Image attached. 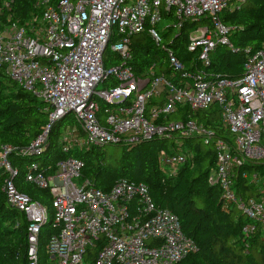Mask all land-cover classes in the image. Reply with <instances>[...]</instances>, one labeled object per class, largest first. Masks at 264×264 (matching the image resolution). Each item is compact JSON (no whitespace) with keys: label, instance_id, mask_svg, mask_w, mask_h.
<instances>
[{"label":"built area","instance_id":"2783aa9c","mask_svg":"<svg viewBox=\"0 0 264 264\" xmlns=\"http://www.w3.org/2000/svg\"><path fill=\"white\" fill-rule=\"evenodd\" d=\"M41 9L27 22L2 24V13L11 1L0 0V70L19 87L49 106L48 124L29 147L40 153L50 126L72 114L79 130L67 128L69 148L79 151L92 147L131 146L142 140L165 136H197L205 145L211 133L194 121H167L178 107L201 111L211 104L221 108V122L233 136L228 143L216 139L215 168L207 183L220 191L223 208H235L248 221L245 235L258 228L264 233V185L257 172L238 174L244 164L264 161V49L247 54L238 79L208 80L203 74L190 75L184 65L168 53V61L179 82L164 76L151 80L137 77L127 65L131 58V38L145 30L156 44V26L178 30L184 20H200L189 34L188 50L200 49L199 60L207 66L208 55L218 45L229 46V28L220 14L234 10L246 0H33ZM10 21L9 18H6ZM110 50L122 59L120 66L107 70L104 53ZM117 81L114 89L96 88L109 77ZM184 78V79H183ZM165 101L150 109L152 98ZM124 105L105 109L99 117L97 100ZM17 148L0 149V172L8 204L22 213L26 228L25 264H39V234L50 224L44 253L50 264H177L197 251L196 244L184 235L178 217L157 207L144 183L118 179L109 191H102L89 179L81 178L83 162L69 158L54 165L32 163L26 168L25 182L50 194L48 208L20 192L14 178L17 168L9 155ZM188 155L177 149L159 152L157 161L165 172L174 175L187 162ZM240 176L258 187L257 197L243 198L234 187ZM76 180V182H75ZM98 248L94 258L90 249Z\"/></svg>","mask_w":264,"mask_h":264},{"label":"trees","instance_id":"16d2710c","mask_svg":"<svg viewBox=\"0 0 264 264\" xmlns=\"http://www.w3.org/2000/svg\"><path fill=\"white\" fill-rule=\"evenodd\" d=\"M9 1L10 9L2 13L3 25L12 22L23 25L31 15L41 13L33 0ZM58 1L52 0L51 5ZM220 19L229 28L231 47L216 46L208 55L207 66L199 60V48L188 50L189 34L197 26L206 24L204 18L184 20L178 30L166 27L160 32L157 30L159 44L154 42L146 30L135 35L131 38V58L127 65L139 78L151 80L164 76L176 83L182 77L169 64L170 52L190 75L200 73L210 81L217 78L238 79L242 76V65L247 54L264 49V0H246L234 10L223 11ZM114 40H110L104 53L103 65L107 70L122 64V59L110 50ZM117 84L113 76L102 83L104 89H114ZM164 101V96L150 99L146 105V115H149L152 107L162 105ZM97 102L99 117L105 109L124 105L123 102L107 104L99 99ZM48 113L49 106L46 103L23 90L0 70V149L5 146L17 148L10 153L9 162L18 170L14 183L20 192L42 205L49 204L48 191L25 182L26 168L32 163L47 167L61 160L75 158L83 162L81 178L89 179L96 188L109 191L114 182L121 178L144 183L150 190L154 204L178 217L184 235L196 244L197 251L177 264H264V233L258 228L253 234L245 235L243 229L248 224L246 218L242 214L237 215L238 210L235 208L225 210L219 189L207 183L208 175L215 168V140L223 139L228 143L233 141V136L222 125L218 104H211L198 112H192L186 106L178 107L167 116L168 122L191 120L210 131L211 141L208 145L197 136L183 138L173 134L172 138L160 136L131 146L115 145L121 147L122 151L110 157L103 151L107 146L81 151L73 147L66 153L62 151L68 143L65 136L67 124L79 130L72 114L50 126L40 153L29 152V147L41 135V128L48 124ZM169 140H172L170 148ZM179 148L188 155V159L176 174L171 175L159 167L157 156L163 150L171 153ZM243 171L257 172L261 185H264V161L244 164L238 174ZM5 177L0 172V264H25L28 223L24 215L7 202L2 192ZM234 187L243 198L258 195V187L240 176L235 178ZM51 234L50 224L41 229L39 253L45 248ZM90 251L89 256L94 258L98 248ZM39 264H50L45 253L43 256L40 254Z\"/></svg>","mask_w":264,"mask_h":264},{"label":"rangeland","instance_id":"374dc122","mask_svg":"<svg viewBox=\"0 0 264 264\" xmlns=\"http://www.w3.org/2000/svg\"><path fill=\"white\" fill-rule=\"evenodd\" d=\"M171 24L172 22L171 21H169V22H166V21H164V20H162L160 23H158L157 24V30L160 32L161 31V29L165 26V25H168V24ZM98 91H101V90H103L104 89V86L102 85V83L101 84H99L98 86H97V88H96ZM70 126L67 124V128H69ZM172 140H169V148L171 147V145H170V142H171ZM103 151L106 153V155L108 156V157H110V156H116V155H119L120 153H121V151H122V149H121V147H115V146H107V147H105L104 149H103ZM75 182H76V180H75ZM46 207L48 208V217H49V219L51 218V215H52V209L49 207V204H46ZM237 213V215L238 214H241L240 212H236ZM41 256H43L44 255V249L41 251Z\"/></svg>","mask_w":264,"mask_h":264}]
</instances>
